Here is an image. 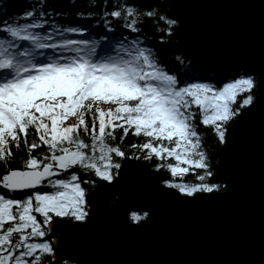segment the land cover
<instances>
[{
  "label": "snow or ice",
  "instance_id": "obj_1",
  "mask_svg": "<svg viewBox=\"0 0 264 264\" xmlns=\"http://www.w3.org/2000/svg\"><path fill=\"white\" fill-rule=\"evenodd\" d=\"M37 3L39 8L33 5L20 21H0V163L6 167L0 175V264H43L54 256L48 226L54 218L86 221L83 185L111 184L120 161L129 158L125 147L132 150V159L161 161L156 170L170 173L164 182L168 189L186 197L219 191V185L205 182L212 172L197 128L211 127L217 140L226 143L228 123L253 105L257 87L251 75L219 89L210 80L179 77L139 37H122L99 53L95 42L73 38L85 35L84 30L58 27L46 0ZM87 6H97L96 0H87ZM119 8L104 15L124 20L123 27L132 33L141 31L139 16H157L154 10ZM159 20L170 35L177 22L164 15ZM238 97L243 99L237 108ZM70 118L77 122L67 124ZM118 131L119 143L113 144ZM130 133L143 140L124 145ZM21 142L26 159L17 168L7 167L13 147L19 150ZM41 148L46 152L33 154ZM190 169L204 170L196 177L199 183L175 182ZM42 188L49 191L37 190ZM148 215L134 211L129 219L138 226Z\"/></svg>",
  "mask_w": 264,
  "mask_h": 264
},
{
  "label": "water",
  "instance_id": "obj_2",
  "mask_svg": "<svg viewBox=\"0 0 264 264\" xmlns=\"http://www.w3.org/2000/svg\"><path fill=\"white\" fill-rule=\"evenodd\" d=\"M171 9L184 24L178 44L193 65L245 66L258 78L253 105L240 110L217 152L218 178L228 188L186 197L146 163L123 160L111 184L88 192L86 221H52L46 239L59 259L264 264V0H172ZM134 211L148 218L137 226Z\"/></svg>",
  "mask_w": 264,
  "mask_h": 264
},
{
  "label": "trees",
  "instance_id": "obj_3",
  "mask_svg": "<svg viewBox=\"0 0 264 264\" xmlns=\"http://www.w3.org/2000/svg\"><path fill=\"white\" fill-rule=\"evenodd\" d=\"M96 3L97 6L88 7L87 0H46L45 6L52 21L55 22V24L60 28L79 27L80 29L84 30L85 34L89 37L100 38L101 36H103L107 40L111 39L112 37H127L130 39L139 37L144 41L146 45L151 46V49L153 50L156 58L159 60L161 65L164 66L166 70L174 72L179 77H183L185 74H190L199 80H201V77H204L206 78L205 80H210L212 83H214L218 89L229 80H234L239 76L251 75L255 77L256 82L258 83L257 76L245 66H237L232 71L224 72L222 70H216L208 65H201L199 67L192 65L191 60L185 57L180 45L178 44V37L185 33V29L183 22L175 16L171 9L172 0H96ZM33 5L39 8L37 0H0V21L5 18H7V20L9 21H20L23 14L26 11H30ZM120 5H123L125 7H134L138 12L154 10L157 13V16L151 20L142 15L139 16L138 26L140 27L141 31L139 33H132L128 29L123 27L125 23L124 20H117L116 18H113L111 16L106 17L104 15L105 12L120 10ZM81 13L83 14V18L78 15ZM160 15H164L168 19L175 20L177 22L174 26H172L170 35L168 34L167 26L163 21L159 20ZM106 24L113 30H107ZM161 28L165 30L159 31L158 29ZM177 56H179L181 60H183V64H181L180 61L176 59ZM252 94L254 95V97L256 96L257 87ZM244 95H247V93H245ZM242 99L243 97H238L237 104L234 107L238 108L240 103L242 102ZM234 120L235 119L228 123L227 128ZM76 122L77 121L74 119V123ZM69 125L71 124L69 123ZM197 131L201 134L203 147L208 155L210 171L212 172L211 177L207 178L205 182L220 186V190L214 192L225 191L227 190L228 185L218 178V169L216 166L218 161L217 152L222 144L215 137L211 127L199 125ZM121 134L122 132L118 131L117 140L111 143H119V136ZM81 138L85 139V142H90V139L84 137L83 133H81ZM142 140L143 138L133 137L130 133L128 138L124 141V145L139 143ZM125 151L129 158H131L133 154L132 150L125 147ZM45 152L46 148H41L35 150L33 154L40 155ZM13 153L14 157L10 164L7 166L9 168L19 167L22 160L26 159L27 150L25 149L23 142H21V148L19 150L13 147ZM136 154L143 157V153L137 152ZM139 161L146 163L149 167L155 170L157 168V165L161 163V161H158L155 157H153L151 160L141 158L139 159ZM120 162L122 163V161ZM167 162L174 163V161L172 160H169ZM5 171V165L0 163V175L4 174ZM157 172L160 176L163 177V182L171 179L170 173L166 169L162 168ZM203 172L204 170L202 169H190L189 173L183 177V180H181L180 177H177L175 179V182H186L189 184L199 183L196 177L200 174H203ZM93 179H95V177H93ZM102 182L103 181H97L95 184L83 185L87 189V196L88 192L99 188ZM37 190L49 191V189L45 188ZM3 193L4 190H0V194ZM27 194L28 193H22L18 195L22 196ZM87 211L89 214L88 206ZM38 219L41 218L38 217ZM55 219L57 218H54L53 220ZM62 219L75 220L70 217H65ZM141 223H144V221H142ZM49 229L50 225L47 228L48 233ZM70 259L71 258L65 260L59 259L57 255L54 254V256L52 257H45L43 264H49V261L51 260H54L55 264H84L82 262Z\"/></svg>",
  "mask_w": 264,
  "mask_h": 264
},
{
  "label": "rangeland",
  "instance_id": "obj_4",
  "mask_svg": "<svg viewBox=\"0 0 264 264\" xmlns=\"http://www.w3.org/2000/svg\"><path fill=\"white\" fill-rule=\"evenodd\" d=\"M119 39H120V37H117V39H115V40H111V41H109L108 43H109V44H111V43H115V42H116L117 40H119ZM128 39H130V38H128ZM96 44H98V42H96ZM145 45H146V44H145ZM147 46L151 47L150 45H147ZM222 86H223V85H222ZM222 86H221V87H222ZM221 87H220V88H221ZM105 107H106V106H105ZM235 118H236V117H235ZM69 123H70V124L74 123V119H73V118H70V119L67 121V124H69ZM57 219H62V218H57ZM50 227H52V223L50 224ZM51 229H52V228L49 229V232H51Z\"/></svg>",
  "mask_w": 264,
  "mask_h": 264
},
{
  "label": "bare ground",
  "instance_id": "obj_5",
  "mask_svg": "<svg viewBox=\"0 0 264 264\" xmlns=\"http://www.w3.org/2000/svg\"><path fill=\"white\" fill-rule=\"evenodd\" d=\"M108 47H109V45H108ZM107 46H102V47H100V48H98V52L99 53H104L105 51H107V48H108ZM192 64V63H191ZM193 65V64H192ZM196 66V65H195ZM199 66H201V65H199ZM199 66H196V67H199ZM201 80H205L206 78H204V77H201L200 78ZM75 260H79V259H75ZM81 262H83L84 264H86L83 260H80Z\"/></svg>",
  "mask_w": 264,
  "mask_h": 264
}]
</instances>
